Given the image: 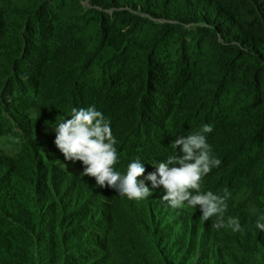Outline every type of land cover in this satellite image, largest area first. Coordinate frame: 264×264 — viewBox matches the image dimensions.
I'll use <instances>...</instances> for the list:
<instances>
[{
  "label": "rangeland",
  "instance_id": "374dc122",
  "mask_svg": "<svg viewBox=\"0 0 264 264\" xmlns=\"http://www.w3.org/2000/svg\"><path fill=\"white\" fill-rule=\"evenodd\" d=\"M93 8L92 0H0V264H259L264 156L257 142L237 135L240 95L234 85H220L221 101L209 116L198 117L197 104L178 103L207 100L214 90L216 68L203 33L194 22L127 6L148 21L119 24L115 9L106 10L107 31L128 38L129 53L173 30L162 69L154 71L156 108L141 109L131 97L105 99ZM73 22L81 27L79 41L63 32ZM180 46L187 51L182 59L191 58L187 68L177 60ZM88 106L111 122L121 173L137 158L145 175L156 171L176 138L210 124L206 139L221 164L203 177L201 190L231 193L225 216L238 217L241 231L214 229L215 217L203 221L199 206L173 209L161 199L162 186L137 201L82 176L83 164L65 160L54 144V127L73 107Z\"/></svg>",
  "mask_w": 264,
  "mask_h": 264
},
{
  "label": "trees",
  "instance_id": "16d2710c",
  "mask_svg": "<svg viewBox=\"0 0 264 264\" xmlns=\"http://www.w3.org/2000/svg\"><path fill=\"white\" fill-rule=\"evenodd\" d=\"M92 5L100 20L94 52L108 82L104 83L105 94L102 92L105 99L127 100L131 97L141 109H155L154 71H161V52L169 41L167 37L173 35V30L156 33L146 44L136 43L134 53H129V39L107 31L111 17L107 9H115L116 22L133 27L147 19L127 10L126 6L159 17H176L183 23L194 22L211 51L216 68V78L211 81L214 90L207 100H178V103L197 104L193 109L198 117L209 116L215 113L213 105L221 101L217 88L221 85L225 89L228 83L234 85L236 96L240 95L242 99L237 100L240 101L239 109L235 110L238 118L234 125L240 127L237 135L243 141L257 142L263 148L264 156V0H92ZM80 15L77 12L71 17L75 19ZM73 23L63 25V32L70 31L72 37L69 40L77 41L81 27ZM179 51V65L187 68L191 58L187 62L183 60L187 52L184 46H180ZM259 251V264H264V248Z\"/></svg>",
  "mask_w": 264,
  "mask_h": 264
},
{
  "label": "clouds",
  "instance_id": "9594fccd",
  "mask_svg": "<svg viewBox=\"0 0 264 264\" xmlns=\"http://www.w3.org/2000/svg\"><path fill=\"white\" fill-rule=\"evenodd\" d=\"M110 124L95 106L73 107L69 119L57 120L54 144L65 160L80 161L84 166L81 175L93 177L100 187L113 188L121 196L139 201L162 186L165 194L161 199L173 209L199 206L203 221L215 217L214 229L241 231L238 217L225 216L231 193L227 189L223 195L201 190L203 177L221 164V160L212 155V147L206 139L205 134L213 131L210 124L202 125L198 132L176 138L171 143L173 154L154 163L156 171L147 175L138 158L127 164L126 172L115 170L119 157ZM145 181H150L151 187ZM256 227L264 231V215L258 217Z\"/></svg>",
  "mask_w": 264,
  "mask_h": 264
}]
</instances>
